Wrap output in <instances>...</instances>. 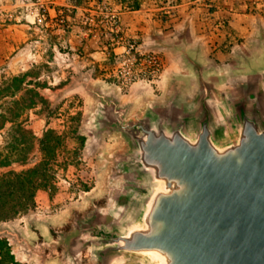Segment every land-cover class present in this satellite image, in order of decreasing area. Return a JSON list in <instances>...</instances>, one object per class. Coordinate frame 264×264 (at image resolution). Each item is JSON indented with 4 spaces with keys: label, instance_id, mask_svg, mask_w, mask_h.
Instances as JSON below:
<instances>
[{
    "label": "rangeland",
    "instance_id": "rangeland-1",
    "mask_svg": "<svg viewBox=\"0 0 264 264\" xmlns=\"http://www.w3.org/2000/svg\"><path fill=\"white\" fill-rule=\"evenodd\" d=\"M142 1L0 0V83L33 70L28 80L38 76L42 85L36 90L43 97L23 113L25 127L34 135L31 152L24 164L0 167V175L37 163L46 130L61 136L54 188L37 190L35 208L16 217L37 212L54 218L50 238L39 241L42 251L61 264H102L89 235L79 227L89 219L108 225L120 218L136 191L119 167L126 141L102 122L112 114V100L127 107L125 117L130 119L151 105L171 100L188 105L207 92L218 112L227 115V97L250 89L264 109V23L235 36L228 44L235 46L234 52L227 47L216 55L210 49L199 64L184 58L193 71L187 75L178 73L179 57L151 46L153 39L143 40L138 30L124 28L117 2L132 7ZM148 55L156 56L160 65L153 66ZM31 95L19 93L24 101ZM5 135L1 130L0 146ZM109 264L143 263L117 257Z\"/></svg>",
    "mask_w": 264,
    "mask_h": 264
},
{
    "label": "water",
    "instance_id": "water-1",
    "mask_svg": "<svg viewBox=\"0 0 264 264\" xmlns=\"http://www.w3.org/2000/svg\"><path fill=\"white\" fill-rule=\"evenodd\" d=\"M226 101L227 115L205 92L126 119L112 100L102 122L126 141L136 191L120 218L79 227L102 264H264V109L250 89Z\"/></svg>",
    "mask_w": 264,
    "mask_h": 264
},
{
    "label": "crops",
    "instance_id": "crops-1",
    "mask_svg": "<svg viewBox=\"0 0 264 264\" xmlns=\"http://www.w3.org/2000/svg\"><path fill=\"white\" fill-rule=\"evenodd\" d=\"M117 7L128 32L138 30L143 40L153 39L151 46L179 57L182 62L178 73L187 75L193 71L184 58L199 64L198 59L205 58L210 49L216 55L227 47L234 52L235 46L228 44L235 36L246 35L252 24L264 23V0H146L137 8L118 2ZM171 36L172 40H167ZM167 70L178 74L170 66ZM53 219L34 212L32 216L1 221L0 237L7 238L12 253L24 264H61L42 251L43 242L39 241L50 238Z\"/></svg>",
    "mask_w": 264,
    "mask_h": 264
},
{
    "label": "trees",
    "instance_id": "trees-1",
    "mask_svg": "<svg viewBox=\"0 0 264 264\" xmlns=\"http://www.w3.org/2000/svg\"><path fill=\"white\" fill-rule=\"evenodd\" d=\"M132 7L137 8L138 4ZM32 75L33 70H28L0 83V131L6 130L0 146V167L3 168L24 164L33 147L34 135L25 127L23 113L43 97L36 90L42 85L38 76L28 80ZM21 91L32 94L29 100H21ZM60 144L61 136L46 130L40 139L42 156L37 163L21 170L9 169L0 175V222L33 210L37 190L54 188L56 152ZM0 264H24L16 259L5 237H0Z\"/></svg>",
    "mask_w": 264,
    "mask_h": 264
},
{
    "label": "built area",
    "instance_id": "built-area-1",
    "mask_svg": "<svg viewBox=\"0 0 264 264\" xmlns=\"http://www.w3.org/2000/svg\"><path fill=\"white\" fill-rule=\"evenodd\" d=\"M147 57H148L149 60H151L153 62V66L156 67V66H159L160 65V62H159V60L157 59L156 56L148 55ZM155 70H157V68L156 69L154 68L151 71L154 72Z\"/></svg>",
    "mask_w": 264,
    "mask_h": 264
}]
</instances>
